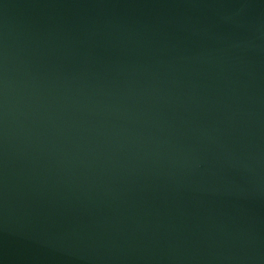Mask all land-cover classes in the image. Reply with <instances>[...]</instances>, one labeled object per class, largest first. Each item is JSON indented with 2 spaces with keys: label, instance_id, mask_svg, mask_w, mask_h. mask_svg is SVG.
Returning <instances> with one entry per match:
<instances>
[{
  "label": "water",
  "instance_id": "obj_1",
  "mask_svg": "<svg viewBox=\"0 0 264 264\" xmlns=\"http://www.w3.org/2000/svg\"><path fill=\"white\" fill-rule=\"evenodd\" d=\"M0 264H264V0H0Z\"/></svg>",
  "mask_w": 264,
  "mask_h": 264
}]
</instances>
